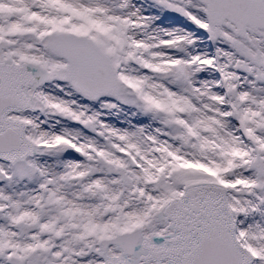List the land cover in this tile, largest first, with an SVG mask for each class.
Returning <instances> with one entry per match:
<instances>
[{"label":"snow or ice","instance_id":"snow-or-ice-1","mask_svg":"<svg viewBox=\"0 0 264 264\" xmlns=\"http://www.w3.org/2000/svg\"><path fill=\"white\" fill-rule=\"evenodd\" d=\"M0 264H264V0H0Z\"/></svg>","mask_w":264,"mask_h":264}]
</instances>
